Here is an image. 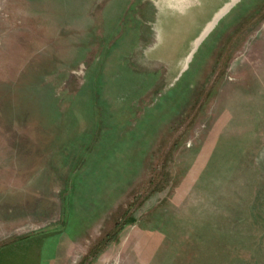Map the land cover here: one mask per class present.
<instances>
[{
	"label": "rangeland",
	"instance_id": "obj_1",
	"mask_svg": "<svg viewBox=\"0 0 264 264\" xmlns=\"http://www.w3.org/2000/svg\"><path fill=\"white\" fill-rule=\"evenodd\" d=\"M0 264H264V0H0Z\"/></svg>",
	"mask_w": 264,
	"mask_h": 264
},
{
	"label": "crops",
	"instance_id": "obj_2",
	"mask_svg": "<svg viewBox=\"0 0 264 264\" xmlns=\"http://www.w3.org/2000/svg\"><path fill=\"white\" fill-rule=\"evenodd\" d=\"M109 175V174H108ZM113 178H115L116 180H120L121 178H122V175H116V174H114L113 175ZM107 180H109V178H107Z\"/></svg>",
	"mask_w": 264,
	"mask_h": 264
},
{
	"label": "bare ground",
	"instance_id": "obj_3",
	"mask_svg": "<svg viewBox=\"0 0 264 264\" xmlns=\"http://www.w3.org/2000/svg\"><path fill=\"white\" fill-rule=\"evenodd\" d=\"M147 26V25H146Z\"/></svg>",
	"mask_w": 264,
	"mask_h": 264
}]
</instances>
